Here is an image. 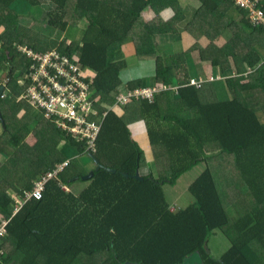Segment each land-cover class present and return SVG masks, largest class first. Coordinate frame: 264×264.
I'll use <instances>...</instances> for the list:
<instances>
[{
	"label": "trees",
	"instance_id": "obj_1",
	"mask_svg": "<svg viewBox=\"0 0 264 264\" xmlns=\"http://www.w3.org/2000/svg\"><path fill=\"white\" fill-rule=\"evenodd\" d=\"M15 1L0 0V70L11 85L0 99L5 122L0 121V154L9 156L0 167V220H10L0 264H177L194 251L203 264H264V26H254L248 10L234 0H192L196 9L188 19L180 0H50L67 11L75 27L84 24L80 44L72 39L66 49L76 46L82 64L96 72L93 94L100 95L99 112H106L95 150L86 152V140L79 142V136L58 128L21 98L24 86L18 79L28 59L17 45L27 42L16 26ZM29 2L40 5V0ZM259 5L264 10V0ZM146 9L157 16L171 9L173 15L151 27ZM128 36L136 46L132 63L123 50ZM161 36L176 38L179 51L164 48ZM191 57L189 77L196 71L225 77L201 88L185 85L189 77L180 76L178 66ZM150 58L152 76L143 66ZM131 68L123 82L122 73ZM135 71L143 74L130 77ZM152 84L182 86L152 99H131L122 115L108 108L118 91ZM134 113L145 120L160 178L142 171L146 152L125 121ZM31 135L33 145L27 142ZM63 144L77 155L67 158L59 149ZM159 149L163 153L154 156ZM91 155L103 168L95 170ZM79 156L94 167L83 168ZM66 160L68 167L49 180L41 200L21 202L36 179ZM199 162L204 170L188 188L193 203L170 210L162 184ZM90 171L94 175L79 194L59 186L70 188L73 177L82 180ZM137 172L143 180L134 177ZM217 230L230 243L221 258L208 248Z\"/></svg>",
	"mask_w": 264,
	"mask_h": 264
},
{
	"label": "built area",
	"instance_id": "obj_2",
	"mask_svg": "<svg viewBox=\"0 0 264 264\" xmlns=\"http://www.w3.org/2000/svg\"><path fill=\"white\" fill-rule=\"evenodd\" d=\"M240 8L248 10V19L254 26H264V10L259 0H234ZM18 50L28 59L26 71L18 82L24 86L21 94L24 100L34 110L42 113L45 119L53 121L58 128L79 136L78 141L86 140V152L95 150V140L101 130L106 112L100 113L96 100L89 94L93 79L83 70L82 62L75 51H61L57 48L40 50L33 45L23 43L17 45ZM264 60V52H263ZM225 77L220 72L209 78L191 77L185 85L202 87L207 81ZM86 78H89L88 81ZM176 86L161 87L158 84L146 85L121 92L116 95L115 104L125 105L131 99H152L155 94ZM69 165L66 160L56 168L48 170L33 182L28 191H24L22 203L29 200H41L46 185L51 179L58 178ZM59 186L66 192L69 188L62 183ZM19 203V200L17 201ZM18 206L14 212H18ZM9 219L0 220V245L7 236ZM3 250L0 248V259Z\"/></svg>",
	"mask_w": 264,
	"mask_h": 264
},
{
	"label": "rangeland",
	"instance_id": "obj_3",
	"mask_svg": "<svg viewBox=\"0 0 264 264\" xmlns=\"http://www.w3.org/2000/svg\"><path fill=\"white\" fill-rule=\"evenodd\" d=\"M13 14L15 18L17 19L16 26L18 27V32L22 34L26 42L29 43L30 41H33L35 43H38L42 46H44L46 49H52V48H57L61 51L67 50L66 48L69 47L72 43V39L74 40V44H80L82 35L84 33L83 30V23L80 22L77 24L75 27V23H72V20L67 21V11L62 10L56 5H54L50 0H40V5H32L30 4L29 0H16L13 6ZM10 8V9H11ZM147 10V9H146ZM145 10V11H146ZM170 11H172L170 9ZM194 14L189 15L188 18L192 17ZM163 19L158 15L157 17L153 18L152 20L149 21V24L151 27H155V25H159L162 23ZM71 24V25H70ZM2 30V27L0 28V31ZM157 39L159 37L158 31L156 32ZM182 36V34H181ZM185 36H189V34H184ZM132 38V37H130ZM127 40V39H126ZM133 40V39H132ZM183 40V38H182ZM184 41V40H183ZM224 41L223 39H218V42L221 43ZM134 43V41H132ZM125 49H130V43L127 44L125 42V39L123 41ZM198 43L204 47L205 42L203 40H199ZM135 44V43H134ZM184 44L185 41H184ZM191 46V45H190ZM166 48V46H163ZM136 48V46H135ZM75 52H77V47L75 46L73 48ZM133 47L130 49L132 50ZM171 51H179L177 46L175 47H170L166 48ZM69 50V49H68ZM196 52V51H195ZM78 53V52H77ZM136 53V49L131 51V54L129 56L133 55ZM79 55V54H78ZM193 57V62L192 65L196 68L198 67L197 63V55L195 53L192 54ZM135 59L131 56L129 57V62L132 63L134 62ZM195 61V62H194ZM149 65L150 67L153 66V64H146ZM83 70L87 71L88 68L82 64ZM133 68L128 70L126 73L129 71H132ZM191 65L190 69L183 70L180 72L178 68V74L180 76H190L191 75ZM196 71V70H195ZM231 71V70H230ZM229 71V72H230ZM218 72V71H217ZM197 74L198 71H196ZM233 74V73H230ZM212 74L209 76H205L201 74L199 77H202L203 79L209 78ZM223 75V74H222ZM0 78L3 79V83L7 84V92L11 90V85L9 87V76L7 72L4 69L0 70ZM149 78V77H148ZM147 78V81H148ZM178 78V76H177ZM185 79V78H184ZM127 80V77H124L123 82ZM183 80V79H182ZM6 90V89H5ZM95 90V85H91L89 89V94L90 96L96 100V106L99 104L101 101L100 95H96L94 97V92ZM6 96H4L5 98ZM119 108H121L119 106ZM138 115L137 113H135ZM263 116V115H262ZM135 117V115H134ZM20 126V123H13L12 127L13 129H17ZM1 128H0V136H1ZM132 134V133H131ZM135 135V139L138 141V143L141 145V147L144 149L145 153L142 157V160H146V162L149 164V168L145 169V171H154V175L157 178H160L159 172H158V167L156 163L152 160V156L149 153V150L151 151V147L148 143V138H147V133L146 131L142 133V135ZM137 136V137H136ZM3 138V137H2ZM27 142L31 145L35 144V140L33 135L29 136L27 138ZM59 149L67 156V158H70L71 154L73 157L76 156V151L67 145L63 144L59 147ZM156 153H163V149H159L156 151H153V155L155 156ZM146 156V157H145ZM79 162L83 166V168H88L92 161H87L86 159L82 160V156H79ZM9 159V156L5 154H0V167L5 165ZM84 162V163H83ZM142 164V163H141ZM223 167V166H221ZM204 170V163L199 162L195 165H193L190 169L184 171L181 173L177 178L174 180L173 183H163L162 188L165 194V199H166V204L168 205L169 208L171 209H184L191 205L193 203V199L191 195L188 192L189 186L194 182V180L200 175V173ZM85 176V175H84ZM59 177V176H58ZM83 177V176H82ZM57 179V178H56ZM87 186V182L85 180H76V182L72 183L70 186V189L73 193L79 194L82 192V190ZM29 190V189H28ZM25 190V191H28ZM24 193V192H23ZM21 196V193L20 195ZM230 243L228 238L221 232V231H215L214 234L209 237L208 239V248L211 249L212 255L215 258H221L222 254L224 251L229 247Z\"/></svg>",
	"mask_w": 264,
	"mask_h": 264
},
{
	"label": "crops",
	"instance_id": "obj_4",
	"mask_svg": "<svg viewBox=\"0 0 264 264\" xmlns=\"http://www.w3.org/2000/svg\"><path fill=\"white\" fill-rule=\"evenodd\" d=\"M181 3L184 5V13L186 15V19H188V16L191 14L194 13L195 9H196V4L194 2H192V0H180ZM173 15V11H170V9H167V10H164V11H161L160 12V17L163 19V21H166L168 20L171 16ZM157 17L155 11L153 9H147L145 12H144V19L149 22L150 20H152L153 18ZM184 25V21H181L178 23V27L182 28ZM131 36H128L127 38H125V42L127 44L130 43V49L133 47L132 50H135V44L132 42V38H130ZM168 38L167 39H162V36L161 38L159 39V43L162 44V45H165L167 48H170V47H175L176 48V45L174 44V41L176 40V38H173L172 36H167ZM127 39V40H126ZM187 46H190L187 45ZM192 47V46H190ZM129 48L128 49H125L124 47V52L129 56V54H131V51ZM125 54V56H126ZM193 54V53H192ZM134 55V54H133ZM132 55V56H133ZM192 60V57L189 58V60H187V63L186 64H182V65H179L178 68L180 70V72H182L183 70H186L188 71V69H190V61ZM194 60V59H193ZM153 62V58H150L147 62L143 61V66L146 67V72L145 74L146 75H153V66L150 67L149 65H146L147 63L148 64H152ZM195 62V61H194ZM88 74L94 78V76L96 75V72L88 69L87 70ZM143 74V72H133L131 73V76L130 77H134V78H137V77H141V75ZM123 77H127V73L126 71L122 73ZM194 76H200L199 74H195ZM189 77V76H188ZM187 77V78H188ZM148 78V77H147ZM149 79V78H148ZM120 105H117V104H113L111 106H109V109H113L114 111H116L119 115H122L124 113V110L122 109V106H120L121 108H119ZM135 115V117H134ZM140 115V114H139ZM125 121L128 125V127L130 128V131L132 133V135L135 137V135L139 134V135H142V133H144L146 130H147V126H146V123H145V120L136 115L135 113L134 114H130L129 116L125 117ZM138 135V136H139ZM137 137V136H136ZM71 157V159L73 158V156L71 154H69ZM77 155V154H76ZM75 157V156H74ZM146 157V156H145ZM70 160V159H69ZM141 167H142V171L147 174L148 171H145V169H148V166L149 164L146 162V160H144L143 162H141ZM94 163H91L90 166L87 168L88 169H92L94 167ZM88 185V184H87ZM69 188V187H68ZM69 192H72L71 189L69 188ZM170 210H173L170 208Z\"/></svg>",
	"mask_w": 264,
	"mask_h": 264
},
{
	"label": "water",
	"instance_id": "obj_5",
	"mask_svg": "<svg viewBox=\"0 0 264 264\" xmlns=\"http://www.w3.org/2000/svg\"><path fill=\"white\" fill-rule=\"evenodd\" d=\"M5 89H6V84L5 83L0 84V99L3 97V94L5 93ZM0 121H1V124L4 126L5 122H4L1 111H0ZM91 157H92L94 163L96 164V169H95L96 171L103 168V165L97 160V158L93 157L92 155H91ZM106 170H108L110 172H115V170L111 169V168H106ZM93 175H94V172L90 171L87 175L83 176L81 179L87 181V180H90L93 177ZM124 176L128 177L129 175L124 174ZM134 177L138 180H143V177H140L139 172H137ZM78 179H79V177L75 176L70 180V182L76 181ZM177 264H203V260H202L200 252L194 251V252L190 253L188 256H186L182 260V262L177 263Z\"/></svg>",
	"mask_w": 264,
	"mask_h": 264
},
{
	"label": "clouds",
	"instance_id": "obj_6",
	"mask_svg": "<svg viewBox=\"0 0 264 264\" xmlns=\"http://www.w3.org/2000/svg\"><path fill=\"white\" fill-rule=\"evenodd\" d=\"M235 5H237L236 3H235ZM238 6V5H237ZM91 70V69H90ZM93 71V70H92ZM87 74H88V72H87ZM215 74V73H214ZM89 75V74H88ZM90 76V75H89ZM91 77V76H90ZM191 77H199V76H191ZM191 77H189L188 78V80L191 78ZM92 78V77H91ZM93 79V78H92ZM218 80V79H217ZM210 81H207V82H205L204 84H203V86L202 87H204L207 83H209ZM153 85V84H152ZM199 88H201V87H199ZM130 90V89H129ZM6 91V90H5ZM121 92H125V91H118L117 93H116V95L117 94H119V93H121ZM127 92V91H126ZM4 95V94H3ZM116 95H115V99H116ZM4 97V96H3ZM2 97V98H3ZM115 103V102H114ZM120 106H123V105H120ZM109 108V107H108ZM7 237V236H6Z\"/></svg>",
	"mask_w": 264,
	"mask_h": 264
}]
</instances>
